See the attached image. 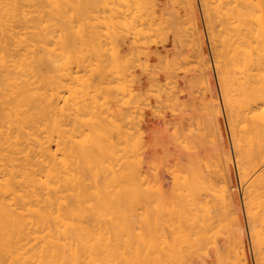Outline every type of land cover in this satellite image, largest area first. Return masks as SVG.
Here are the masks:
<instances>
[{
	"label": "bare ground",
	"instance_id": "6f19581e",
	"mask_svg": "<svg viewBox=\"0 0 264 264\" xmlns=\"http://www.w3.org/2000/svg\"><path fill=\"white\" fill-rule=\"evenodd\" d=\"M263 228L264 0H0V264H264Z\"/></svg>",
	"mask_w": 264,
	"mask_h": 264
},
{
	"label": "rangeland",
	"instance_id": "374dc122",
	"mask_svg": "<svg viewBox=\"0 0 264 264\" xmlns=\"http://www.w3.org/2000/svg\"><path fill=\"white\" fill-rule=\"evenodd\" d=\"M237 188H238V189H237L238 192L240 193V194H239V195H240L239 197H242V192H241L242 190H241L239 187H237ZM239 200H240V199H239ZM240 201H241V200H240ZM241 203H242V202H241ZM243 210H244V208H243ZM244 215H245V214H244V212H243V217H244ZM258 225H259V223L257 224V226H258ZM258 227L261 229V225L258 226ZM263 229H264V228H263ZM263 232H264V230H263ZM251 256H252V254H251ZM252 257H253V256H252Z\"/></svg>",
	"mask_w": 264,
	"mask_h": 264
}]
</instances>
